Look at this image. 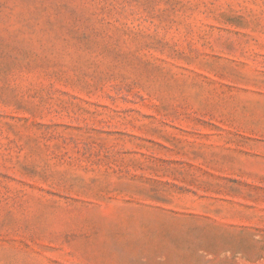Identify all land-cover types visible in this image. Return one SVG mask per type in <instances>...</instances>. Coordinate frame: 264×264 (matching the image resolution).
<instances>
[{"label": "rangeland", "instance_id": "374dc122", "mask_svg": "<svg viewBox=\"0 0 264 264\" xmlns=\"http://www.w3.org/2000/svg\"><path fill=\"white\" fill-rule=\"evenodd\" d=\"M0 264H264V0H0Z\"/></svg>", "mask_w": 264, "mask_h": 264}]
</instances>
